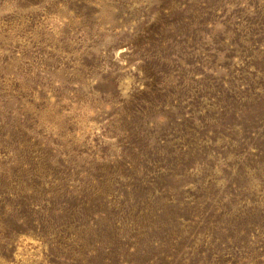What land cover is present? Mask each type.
<instances>
[{"label": "rangeland", "instance_id": "obj_1", "mask_svg": "<svg viewBox=\"0 0 264 264\" xmlns=\"http://www.w3.org/2000/svg\"><path fill=\"white\" fill-rule=\"evenodd\" d=\"M0 264H264V0H0Z\"/></svg>", "mask_w": 264, "mask_h": 264}]
</instances>
